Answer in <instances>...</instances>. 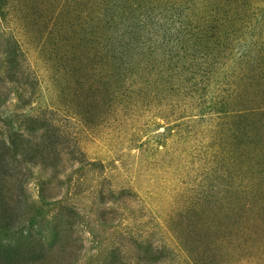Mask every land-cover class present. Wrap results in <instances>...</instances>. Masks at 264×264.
Listing matches in <instances>:
<instances>
[{
  "label": "rangeland",
  "instance_id": "1",
  "mask_svg": "<svg viewBox=\"0 0 264 264\" xmlns=\"http://www.w3.org/2000/svg\"><path fill=\"white\" fill-rule=\"evenodd\" d=\"M0 264H264V0H0Z\"/></svg>",
  "mask_w": 264,
  "mask_h": 264
},
{
  "label": "trees",
  "instance_id": "2",
  "mask_svg": "<svg viewBox=\"0 0 264 264\" xmlns=\"http://www.w3.org/2000/svg\"><path fill=\"white\" fill-rule=\"evenodd\" d=\"M203 63H207V62H203ZM202 64V63H201ZM198 65V64H197ZM200 65V64H199ZM192 66V65H191ZM193 66H196V65H193ZM190 68V67H189ZM183 70H186V69H184V68H182ZM174 70H176L177 71V69H174ZM187 71H188V69H187ZM179 79H181V78H179ZM181 81H188V79H185V78H182L181 79ZM213 105V107H219V109H222V110H226L227 108H226V105L224 104V102H222V103H220V104H217V105H215V103L214 104H212ZM218 112H219V110H218ZM229 113H230V111H229Z\"/></svg>",
  "mask_w": 264,
  "mask_h": 264
}]
</instances>
